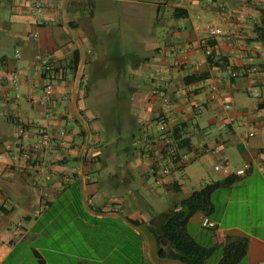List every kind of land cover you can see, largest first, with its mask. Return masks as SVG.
Listing matches in <instances>:
<instances>
[{
    "label": "crops",
    "instance_id": "crops-1",
    "mask_svg": "<svg viewBox=\"0 0 264 264\" xmlns=\"http://www.w3.org/2000/svg\"><path fill=\"white\" fill-rule=\"evenodd\" d=\"M41 1L39 14L0 0V264H186L155 233L229 177L182 232L212 248L204 264H223L229 237L248 243L236 264H264V0ZM219 1L227 32L211 36ZM167 142L188 158L171 160ZM218 145L247 173L215 170Z\"/></svg>",
    "mask_w": 264,
    "mask_h": 264
},
{
    "label": "trees",
    "instance_id": "trees-1",
    "mask_svg": "<svg viewBox=\"0 0 264 264\" xmlns=\"http://www.w3.org/2000/svg\"><path fill=\"white\" fill-rule=\"evenodd\" d=\"M176 16H186L187 12L183 8H176L174 10ZM233 181V177L227 178L225 181L215 182L213 185L206 187L201 191H194L192 196L184 202V207L174 212L169 218V221L159 227L158 232L155 233L157 242L159 243L161 237L165 236L173 244V251L166 253L160 249L161 255H168L176 258L186 264H204L205 259L211 254L212 248L203 246L195 240L185 236L182 232L181 217L187 219L198 210L204 209L209 201L211 193L215 187L220 184H228ZM79 193L76 194V202H79ZM248 243L246 240L233 241L231 237L228 238L224 247V256L222 258L223 264H236L247 254Z\"/></svg>",
    "mask_w": 264,
    "mask_h": 264
},
{
    "label": "built area",
    "instance_id": "built-area-1",
    "mask_svg": "<svg viewBox=\"0 0 264 264\" xmlns=\"http://www.w3.org/2000/svg\"><path fill=\"white\" fill-rule=\"evenodd\" d=\"M213 2L214 0H209ZM221 11L216 15L215 20L210 22L207 26V31L208 34L211 36H218L221 34H224L227 32V28L224 24V20L227 17L226 12L224 11L225 4L223 1L218 2ZM33 6L34 10L41 14L43 11V3L41 0H33ZM208 53H211V50L207 51ZM178 64V63H177ZM40 71L43 75L44 79V90H43V95L46 99H49L51 95L54 93L55 90V79H56V73L54 70V67L52 64L45 62L44 64L41 65ZM251 72L255 73L257 72L256 67L251 68ZM231 76H237V71L235 69L230 70ZM251 93L255 96H259L260 92L257 88H252ZM226 107H230V104H226ZM230 120L233 121L234 117H230ZM169 121V117L165 116L160 119L161 125L164 127ZM19 128L21 132H25V125L23 123L19 124ZM39 132H40V142L38 144V147L43 148L45 150H48L51 147L53 138L50 133V131L44 127L40 126L39 127ZM64 132L61 133V137L58 140V144L62 147H65L67 145V140L64 138ZM150 148V146H148ZM167 154L170 155L171 160H177V159H182V158H188L187 155H181L177 144L174 142H167L166 147H165ZM213 151L215 154L219 155V158L217 159L214 168L217 171L223 172V173H235L236 175H244L247 173L249 169V165H245L243 167L237 168L234 171H231L229 164L225 158V154L223 152V149L220 145L213 147L212 149H208ZM1 157V155H0ZM170 165L169 164H164L161 165L160 172L162 173H168L170 171ZM89 203H92V200H88ZM108 211L119 213L122 211V208L119 205L116 204H109L107 207ZM202 219V224L203 226L207 227H215L216 222L213 221L208 215L203 214L201 216Z\"/></svg>",
    "mask_w": 264,
    "mask_h": 264
}]
</instances>
